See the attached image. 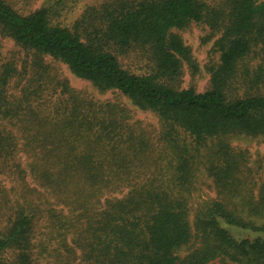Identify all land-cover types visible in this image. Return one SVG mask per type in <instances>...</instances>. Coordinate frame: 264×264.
<instances>
[{"label": "trees", "instance_id": "trees-1", "mask_svg": "<svg viewBox=\"0 0 264 264\" xmlns=\"http://www.w3.org/2000/svg\"><path fill=\"white\" fill-rule=\"evenodd\" d=\"M76 2L0 0L22 54L0 57V264H264V156L232 145L264 139V0H102L66 24ZM191 24L218 52L200 93ZM202 169L216 196L190 221Z\"/></svg>", "mask_w": 264, "mask_h": 264}, {"label": "rangeland", "instance_id": "rangeland-1", "mask_svg": "<svg viewBox=\"0 0 264 264\" xmlns=\"http://www.w3.org/2000/svg\"><path fill=\"white\" fill-rule=\"evenodd\" d=\"M14 6V9L18 10L21 14H28L31 11L40 9L42 7L51 6L55 4V0H9ZM102 0H77L76 6L70 18L65 22H70L75 19L87 5H93L101 2ZM208 32V29L204 26L191 24L186 30L178 31L185 46L190 49L192 59L194 61L195 68H191L185 65V73L182 81V88L192 87L196 92L200 93L205 91L209 86V72L208 68L211 64L216 63L218 60V52L214 48V42L216 38L209 41L204 40ZM12 40L4 38L0 34V57L7 58L14 55L19 58L22 54ZM55 68L59 73L68 79L70 85L76 89L85 91L91 95L95 100H115L118 97L110 92H99L93 88L90 83L76 78L72 75L66 66L62 64H56ZM120 101L126 104L134 113V119L142 121L144 125L150 127L151 130H157L158 119L157 117L148 111H141L133 108L130 103L124 97H120ZM232 145L246 150L249 154L250 165L253 166L254 160L264 156V139H239L232 142ZM24 165V162H23ZM201 169V167L199 168ZM208 171L202 169L198 172V178L196 179L195 186L188 194V207L190 211V221H192L195 212L201 208L202 205L209 203L216 196V190L214 188L213 180L208 175ZM264 177V170H260L257 176V181L260 182ZM126 192V191H125ZM125 193L115 194L116 197H121ZM37 264H41V258L38 259ZM213 264V263H210Z\"/></svg>", "mask_w": 264, "mask_h": 264}]
</instances>
